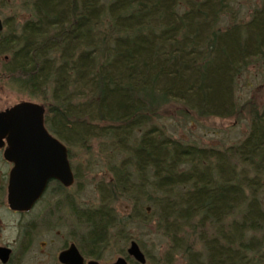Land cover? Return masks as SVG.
I'll list each match as a JSON object with an SVG mask.
<instances>
[{"label":"trees","instance_id":"trees-1","mask_svg":"<svg viewBox=\"0 0 264 264\" xmlns=\"http://www.w3.org/2000/svg\"><path fill=\"white\" fill-rule=\"evenodd\" d=\"M21 2L29 17L0 31L1 78L41 101L69 150L101 139L124 153L101 205L73 210L87 227L82 254L101 258L110 238L154 220L169 243L164 264L179 250L186 264H264V100L236 95L243 73L264 66V0ZM172 103L197 118L246 110L249 127L222 149L186 143L154 122ZM120 196L132 203L122 216L108 206Z\"/></svg>","mask_w":264,"mask_h":264},{"label":"rangeland","instance_id":"rangeland-1","mask_svg":"<svg viewBox=\"0 0 264 264\" xmlns=\"http://www.w3.org/2000/svg\"><path fill=\"white\" fill-rule=\"evenodd\" d=\"M22 3L21 0H0L3 30L7 27L4 24L6 18H11L14 23H20L29 17V8ZM236 95L241 104L250 99H255L258 104L263 102L264 66L254 65L243 73L238 80ZM21 100L41 103L40 100L30 98L5 83L0 75V109ZM182 109L180 103H172L164 107L160 115L154 118V122L186 143L222 149L239 142L249 127L246 110L237 118H197L184 114ZM101 142V139L92 140L87 150L81 146L70 147V162L76 174L72 186L61 193H56L50 188L39 203L22 215L12 213L7 207L6 185L9 165L4 162L0 154V244H10L14 250H18L17 255L13 257L14 263L58 264L57 254L60 249L70 242L77 243L81 239L87 227L73 210L101 205V188L112 177L110 168L124 156V153H117L112 147L110 149L105 145L102 146ZM258 195L264 207V173L259 179ZM108 206L112 207L119 216L128 214L132 210L131 201L123 196L109 200ZM151 208L149 206V212ZM153 221L146 224L138 222L130 224L126 228L128 240L110 238L101 258L95 259L102 264H112L120 256L126 258V249L130 241L135 240L145 255V264H164L163 256L168 250L169 243L155 230ZM30 222L35 223L34 229H31ZM23 227L28 234V240L20 235ZM185 241L195 250L204 251L198 240L197 243H192L193 236H187ZM24 245L27 246V251L24 256H20L21 246ZM173 264H186L182 250L174 255Z\"/></svg>","mask_w":264,"mask_h":264},{"label":"water","instance_id":"water-1","mask_svg":"<svg viewBox=\"0 0 264 264\" xmlns=\"http://www.w3.org/2000/svg\"><path fill=\"white\" fill-rule=\"evenodd\" d=\"M1 147H4V158L13 163L6 188L7 204L12 210L30 209L43 194L50 178L65 185L73 182L67 146L47 129L44 106L37 101L21 100L0 109ZM8 253L7 247L0 246L2 260ZM127 253L135 261H146L135 240L130 241ZM58 260L63 264H102L97 260L85 263L74 243L59 252ZM112 264H127V260L120 256Z\"/></svg>","mask_w":264,"mask_h":264},{"label":"flooded vegetation","instance_id":"flooded-vegetation-1","mask_svg":"<svg viewBox=\"0 0 264 264\" xmlns=\"http://www.w3.org/2000/svg\"><path fill=\"white\" fill-rule=\"evenodd\" d=\"M53 134V133H52ZM54 135V134H53ZM55 136V135H54ZM56 137V136H55ZM58 138V137H57ZM59 139V138H58ZM60 140V139H59ZM61 141V140H60ZM62 142V141H61ZM64 143V142H63ZM65 144V143H64ZM66 145V144H65ZM67 149H68V152H67V154H68V159H69V162H70V160H71V151L69 150V148L67 147ZM3 152H4V147H1L0 148V154H1V156H2V158H3V160H4V162L7 164V165H9V170H8V175H9V172H10V169H11V167L13 166V163H11V162H9V161H7L5 158H4V156H3ZM70 166H71V162H70ZM71 169H72V166H71ZM72 172H73V182L70 184V185H65V184H63L60 180H58V179H56V178H50L48 181H47V184H46V188H45V190H44V192H43V194L41 195V197H39L36 201H35V203L32 205V207L30 208V209H28V210H22V211H19V210H12V209H10L9 208V206H8V204H7V207H8V209L12 212V213H16V214H18V215H22V214H24V213H28L37 203H39V201L40 200H42V198L44 197V196H46V194L49 192V190H50V188H52L56 193H61L63 190H66L67 188H69L70 186H72V184L74 183V181H75V176H76V174L74 173V171H73V169H72ZM7 184H8V176H7ZM52 185V186H51ZM6 188H7V185H6ZM6 203H7V198H6ZM77 216V215H76ZM30 225H31V229H34V225H35V223L34 222H30ZM24 226V225H23ZM29 233V232H28ZM20 235L22 236V238L24 237V238H27V240H28V234H27V232L25 231V227H23L22 228V230L20 231ZM25 236H27V237H25ZM30 241V240H29ZM72 243H74L75 245H76V247L78 248V250H79V252L81 253V255L83 256V258H84V262L86 263L88 260H97V261H99L98 259H95V258H88V257H86V256H84L83 254H82V252H81V250H80V248H79V246L77 245V243H75V242H70L68 245H64L61 249H60V251H62V250H64V249H66L67 247H69V245L70 244H72ZM0 246H3V247H7L8 249H9V253H8V255H7V258L5 259V260H2L1 258H0V264H17V262L16 263H14V259H13V257L15 256V255H17V253H18V250H14L12 247H11V245L10 244H0ZM26 247L27 246H21V252H20V256H24V254H25V252L27 251V249H26ZM140 247V246H139ZM141 249V248H140ZM59 251V252H60ZM59 252H58V254H59ZM126 253H127V249H126ZM58 254H57V260H58ZM127 255H128V253H127ZM129 256V255H128ZM127 258V257H126ZM127 260V264H129L128 263V259H126ZM100 262V261H99ZM58 264H63V263H61L59 260H58ZM144 264V263H143Z\"/></svg>","mask_w":264,"mask_h":264}]
</instances>
